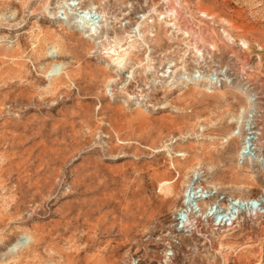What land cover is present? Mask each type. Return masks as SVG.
Masks as SVG:
<instances>
[{
	"label": "rangeland",
	"instance_id": "374dc122",
	"mask_svg": "<svg viewBox=\"0 0 264 264\" xmlns=\"http://www.w3.org/2000/svg\"><path fill=\"white\" fill-rule=\"evenodd\" d=\"M262 189L264 0H0V264H264Z\"/></svg>",
	"mask_w": 264,
	"mask_h": 264
},
{
	"label": "bare ground",
	"instance_id": "6f19581e",
	"mask_svg": "<svg viewBox=\"0 0 264 264\" xmlns=\"http://www.w3.org/2000/svg\"><path fill=\"white\" fill-rule=\"evenodd\" d=\"M71 15V14H70ZM80 20H81V18H80ZM79 20V21H80ZM83 21V20H82ZM85 21V20H84ZM72 25L71 26H74V23H71ZM77 27V26H76ZM89 31V30H88ZM93 35V34H92ZM89 36H91V34H89ZM111 51V53L113 54V55H117V53H115V51L114 50H110ZM108 52V51H107ZM110 54V53H109ZM115 55V56H116ZM114 56V57H115ZM113 58V57H112ZM120 59V57L117 55L116 56V59H113L114 61H118ZM122 59V58H121ZM112 61V60H111ZM113 63V62H112ZM53 71V66H50V67H48V72H52ZM175 186V185H174ZM174 186H172L173 188H174ZM163 190V192H170V194L171 193H173V191H172V189L170 188V190L168 189V188H163L162 189ZM171 200V198L170 197H166L164 194H162V195H158L156 198H154V201L152 202V205L150 206V212H149V217H153V216H155L156 215V213H157V211L160 209V207L163 205V204H165V203H167V202H169ZM255 200H257V202H259L260 203V205H262L263 203H264V189H262L260 192H259V195L256 197V199ZM248 203H249V201H247ZM247 203V204H248ZM230 206H231V204H226V208H225V210H227V211H229L228 213H230V214H228V215H233L232 216V220H235V215L237 214V212L235 211L236 209H233V207H231L230 208ZM233 206V205H232ZM235 206V205H234ZM248 208V207H247ZM207 209H208V206H206L205 207V209L203 210V213L204 214H206L205 212L207 211ZM210 210V209H209ZM178 212L179 213H181L184 217H185V221L183 222V224H182V228H187V227H189V226H192L191 225V222H190V219H191V216H192V207H191V205L190 204H188V203H184V202H182L181 203V208L178 210ZM229 217V216H228ZM233 224V223H232Z\"/></svg>",
	"mask_w": 264,
	"mask_h": 264
}]
</instances>
